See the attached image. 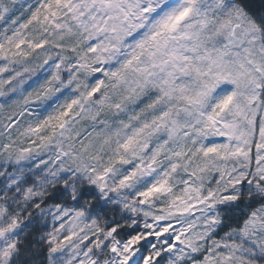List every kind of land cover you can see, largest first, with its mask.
<instances>
[{
	"label": "snow or ice",
	"instance_id": "snow-or-ice-1",
	"mask_svg": "<svg viewBox=\"0 0 264 264\" xmlns=\"http://www.w3.org/2000/svg\"><path fill=\"white\" fill-rule=\"evenodd\" d=\"M0 264H264V0H0Z\"/></svg>",
	"mask_w": 264,
	"mask_h": 264
}]
</instances>
